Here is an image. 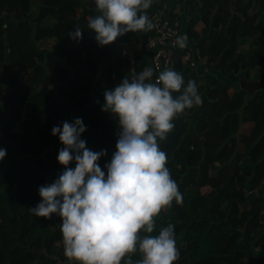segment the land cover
Instances as JSON below:
<instances>
[{"label":"trees","instance_id":"1","mask_svg":"<svg viewBox=\"0 0 264 264\" xmlns=\"http://www.w3.org/2000/svg\"><path fill=\"white\" fill-rule=\"evenodd\" d=\"M185 4L167 1L188 37L186 48L171 49L173 69L185 86L196 82L203 104L159 142L183 203L156 218L152 235L174 225L175 264H264V0H189L184 22L175 10ZM96 14L94 0H0V264H74L63 254L60 218L28 210L40 202L39 187L64 171L51 129L81 118L86 147L106 150L97 162L104 169L118 126L101 111L103 94L144 66L137 33L97 44L87 28ZM77 27L82 37H70ZM192 49L212 73L208 87L184 61Z\"/></svg>","mask_w":264,"mask_h":264},{"label":"clouds","instance_id":"2","mask_svg":"<svg viewBox=\"0 0 264 264\" xmlns=\"http://www.w3.org/2000/svg\"><path fill=\"white\" fill-rule=\"evenodd\" d=\"M96 15L87 28L99 46L125 34L147 32L157 25L147 10L152 0H94ZM82 37L77 27L68 33ZM187 34L174 45L187 47ZM102 112L117 121L115 152L102 169L97 163L106 150L86 147L81 118L51 129L63 145L57 162L64 171L51 184L38 189L40 202L28 209L35 217L60 218L63 254L74 264H175L180 251L169 223L157 235L156 218L183 194L166 166L168 157L159 142L173 130V121L185 110L203 104L196 82L173 68L154 75L151 67L105 90ZM6 150L0 148V160ZM74 163L75 167H69ZM139 259L134 260L133 255Z\"/></svg>","mask_w":264,"mask_h":264},{"label":"built area","instance_id":"3","mask_svg":"<svg viewBox=\"0 0 264 264\" xmlns=\"http://www.w3.org/2000/svg\"><path fill=\"white\" fill-rule=\"evenodd\" d=\"M167 1L152 0V5L147 10V14L157 27L151 31L137 32L136 36L138 39L137 47L142 55V63L144 64L142 71L151 67L154 70V75H158L165 68H173L171 49L175 46L174 41L177 36L183 35V26L180 21H171L167 15ZM176 10H180L179 7ZM184 61L189 64L192 70L197 66L193 51L185 54ZM133 63L131 60V67H133ZM204 71L208 72L207 69ZM131 73L133 74V71Z\"/></svg>","mask_w":264,"mask_h":264},{"label":"crops","instance_id":"4","mask_svg":"<svg viewBox=\"0 0 264 264\" xmlns=\"http://www.w3.org/2000/svg\"><path fill=\"white\" fill-rule=\"evenodd\" d=\"M186 3L188 4L189 3V0H186ZM187 4H185V8L183 9V10H176V13L181 17V19L185 22L186 21V19H187V17H186V11L184 12V10H186V6H187ZM251 50V43H248V44H246V45H244L242 48H241V53L243 54V53H245L246 51H250ZM193 51V53H194V59H195V61L196 62H200L201 64H202V62H201V60H200V58L198 57V54L196 53V51H195V49H193L192 50ZM244 57H246L245 55H243V58ZM252 72V71H251ZM251 72H250V75H251ZM207 72L206 71H199V72H197L196 74H192V77H195V78H197V79H199V80H201L203 83H204V85H206L207 87L209 86V84L211 83V80H212V76H209L210 74H212V73H210V74H208V75H201V74H206ZM207 77V78H206ZM247 127H249L250 125H246Z\"/></svg>","mask_w":264,"mask_h":264},{"label":"rangeland","instance_id":"5","mask_svg":"<svg viewBox=\"0 0 264 264\" xmlns=\"http://www.w3.org/2000/svg\"><path fill=\"white\" fill-rule=\"evenodd\" d=\"M186 10H184V12H185ZM182 25V24H181ZM197 63V66H196V68H194V70H193V72H192V74L194 73V74H196L197 72H199L200 70L201 71H203V68H202V64L198 61V62H196ZM208 74H210L209 72H207L206 74H201V75H208ZM254 75V72L252 71L251 72V76H253ZM209 76H212V74H210ZM207 78V77H206ZM248 132V127L245 125V126H241V128H240V131H239V133H247ZM209 191V188H204V189H202V192L203 193H207ZM3 246V240H2V238H1V234H0V247H2Z\"/></svg>","mask_w":264,"mask_h":264},{"label":"water","instance_id":"6","mask_svg":"<svg viewBox=\"0 0 264 264\" xmlns=\"http://www.w3.org/2000/svg\"><path fill=\"white\" fill-rule=\"evenodd\" d=\"M240 128H241V126H240ZM240 128H239L237 134L235 135L236 137H238V135H239Z\"/></svg>","mask_w":264,"mask_h":264}]
</instances>
